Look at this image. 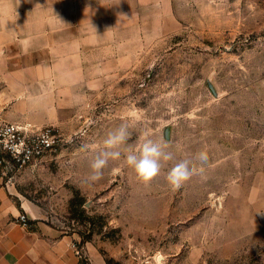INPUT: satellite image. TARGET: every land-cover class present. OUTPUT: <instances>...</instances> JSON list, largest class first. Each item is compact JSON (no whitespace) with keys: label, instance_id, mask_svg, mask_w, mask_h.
<instances>
[{"label":"rangeland","instance_id":"rangeland-1","mask_svg":"<svg viewBox=\"0 0 264 264\" xmlns=\"http://www.w3.org/2000/svg\"><path fill=\"white\" fill-rule=\"evenodd\" d=\"M171 6L106 89L41 127L56 129L61 147L18 175L14 192L30 203V224L107 264H264V0ZM122 122L125 148L147 131L174 159L150 183L123 157L90 182L91 161ZM184 159L197 174L173 189L166 174Z\"/></svg>","mask_w":264,"mask_h":264},{"label":"crops","instance_id":"crops-1","mask_svg":"<svg viewBox=\"0 0 264 264\" xmlns=\"http://www.w3.org/2000/svg\"><path fill=\"white\" fill-rule=\"evenodd\" d=\"M171 15V0H0V122L40 128L106 89L146 27ZM12 185L0 180V264H107L89 245L78 257L72 236L19 223L31 205Z\"/></svg>","mask_w":264,"mask_h":264},{"label":"clouds","instance_id":"clouds-1","mask_svg":"<svg viewBox=\"0 0 264 264\" xmlns=\"http://www.w3.org/2000/svg\"><path fill=\"white\" fill-rule=\"evenodd\" d=\"M129 125L122 122L115 129L110 130L102 141V149L98 151L90 164V182L103 178V170L110 161L120 160L122 157L126 165L131 168L137 177L145 183H150L156 178L164 166L163 162L174 159L173 153L166 151L167 144L149 138L150 133L145 131L140 137L138 146L124 147L129 139ZM123 148V152H122ZM195 161L201 166L207 164L208 154L200 151L195 155ZM197 166L193 160L184 159L175 163L166 174V180L173 189H180L185 182L197 174Z\"/></svg>","mask_w":264,"mask_h":264},{"label":"built area","instance_id":"built-area-1","mask_svg":"<svg viewBox=\"0 0 264 264\" xmlns=\"http://www.w3.org/2000/svg\"><path fill=\"white\" fill-rule=\"evenodd\" d=\"M62 144L61 135L52 127L39 128L28 124L0 122V180L14 183L16 177L30 166L55 153ZM17 221L30 226L25 213ZM78 257L82 250L72 244Z\"/></svg>","mask_w":264,"mask_h":264}]
</instances>
